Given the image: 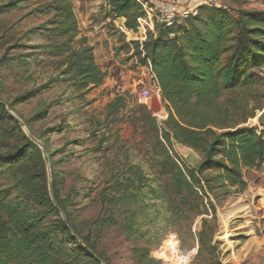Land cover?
Returning a JSON list of instances; mask_svg holds the SVG:
<instances>
[{
    "label": "trees",
    "instance_id": "trees-1",
    "mask_svg": "<svg viewBox=\"0 0 264 264\" xmlns=\"http://www.w3.org/2000/svg\"><path fill=\"white\" fill-rule=\"evenodd\" d=\"M105 2L113 21L125 18V27L137 30L143 11L136 0ZM18 8L19 0H0V19ZM37 11L48 16L37 32L44 44L10 48L38 49L29 54L38 56L21 59L17 53L9 57L7 53L0 59L2 64L22 70L20 75L28 74L33 62L45 61L56 71L11 104L0 92V264H116L103 244L116 223L113 199L106 206V217L84 227L76 204L92 196L95 184L84 194L78 188L64 194L66 178L56 169L53 154L46 159L37 141L40 137L29 136L8 110L51 85L64 84L84 95L107 76L87 38L75 44L80 27L71 0H51ZM10 28L6 26L4 32ZM132 44L140 64L150 65L168 114L160 123L148 105L142 104L140 115L132 120L145 129L151 170L147 185L157 182L160 191L154 187L150 192L170 213L167 218L160 215V223L165 221L178 233L176 227L185 225L191 232L194 220L204 216L197 234L199 255L212 253L217 204L244 192L248 186L244 171L258 168L264 161V129L246 126L264 108V10L238 9L234 13L226 5H202L196 14L173 26L157 24L156 31H149L142 43L136 40ZM125 107V98L118 96L108 103L106 114L116 121ZM25 124L30 126L28 121ZM174 143L198 153V164H183ZM137 175L139 184L146 181L142 171ZM156 206L155 202L147 208ZM139 212L145 213L143 208ZM148 213L143 217L156 226L159 221L150 219ZM130 221L128 236L144 240L146 231L135 227L133 218ZM132 251L134 264L160 263L143 245Z\"/></svg>",
    "mask_w": 264,
    "mask_h": 264
},
{
    "label": "rangeland",
    "instance_id": "rangeland-1",
    "mask_svg": "<svg viewBox=\"0 0 264 264\" xmlns=\"http://www.w3.org/2000/svg\"><path fill=\"white\" fill-rule=\"evenodd\" d=\"M49 1L19 0V8L0 19V59L7 53L8 57L17 53L21 59L38 56L37 53L29 55L38 49L10 47L14 44H44L37 32L48 16L38 12L37 8ZM71 1L80 27L75 44L78 46L82 37L87 38L94 48L98 66L107 73L104 82L84 95L64 84L51 85L31 99L16 103L13 109L6 106L16 120L18 117L24 123L22 128L29 136L40 137L36 139L46 159L53 154L56 169L66 178L64 194L76 188L84 194L83 191L95 184L92 196L76 204L82 225L88 229L99 217H106L109 213L106 206L111 198L116 206V223L104 236L103 244L116 264H134L132 249L136 245L147 247L149 255L160 261L159 264H185L187 256V264H264V161L258 168L244 171L248 184L244 192L234 193L217 204L213 221L215 249L212 253L199 255L197 234L202 229L204 216L194 220L191 232L185 225L176 227L181 233L171 230L165 221L160 223L161 216L167 218L170 213L150 192L154 187L159 190L157 182L152 180L147 185V174L150 176L151 170L147 163L145 129L132 120L140 115L142 104L148 105L151 115L160 123L168 114L164 104L161 111H152L149 103L138 95L145 85L147 70L134 55L132 41H136V36L127 40L120 29L125 18L113 21L105 0ZM216 1L232 8L234 13L238 9L264 10V0ZM6 26H11L8 33L4 32ZM28 70V74L20 75L22 70L18 67L0 62V92L6 103L15 102L18 96L40 87L56 74L45 61L33 62ZM118 96L125 98L126 107L115 121L107 116L106 109L108 103ZM26 121L30 126L25 124ZM246 126L264 129L256 117ZM173 148L181 162L189 167H195L200 161V155L188 147L174 143ZM48 168L50 173L49 162ZM139 171L146 177L141 184L138 182ZM155 202L156 207L147 208ZM232 206L235 207L234 221L228 219ZM141 208L145 213L139 212ZM147 211L150 219L159 221L156 226L143 217ZM131 218L135 227L146 231L144 240L128 236ZM227 228L231 230L229 236H226ZM174 250L178 251L177 258L173 257Z\"/></svg>",
    "mask_w": 264,
    "mask_h": 264
},
{
    "label": "built area",
    "instance_id": "built-area-1",
    "mask_svg": "<svg viewBox=\"0 0 264 264\" xmlns=\"http://www.w3.org/2000/svg\"><path fill=\"white\" fill-rule=\"evenodd\" d=\"M143 11V15L138 18V28L136 31L128 29L124 24L120 29L126 34L127 40H136L142 43L148 36V32L156 31V25L173 26L180 19L196 14L198 8L202 5H220L216 0H136ZM147 73L144 78L145 85L139 90L138 95L150 103V100L157 96L162 102L161 87L150 67L145 66ZM182 256V255H181ZM184 256V255H183ZM182 256V257H183ZM189 259V256H188ZM188 262V261H187ZM187 264V263H186Z\"/></svg>",
    "mask_w": 264,
    "mask_h": 264
},
{
    "label": "water",
    "instance_id": "water-1",
    "mask_svg": "<svg viewBox=\"0 0 264 264\" xmlns=\"http://www.w3.org/2000/svg\"><path fill=\"white\" fill-rule=\"evenodd\" d=\"M150 108L152 111H161L163 108L162 102L159 99V97L154 96L151 100H150ZM16 116V115H15ZM17 117V116H16ZM17 119L20 121V123L24 125V123L17 117ZM256 121L257 123L264 127V108L259 112V114L256 116Z\"/></svg>",
    "mask_w": 264,
    "mask_h": 264
},
{
    "label": "bare ground",
    "instance_id": "bare-ground-1",
    "mask_svg": "<svg viewBox=\"0 0 264 264\" xmlns=\"http://www.w3.org/2000/svg\"><path fill=\"white\" fill-rule=\"evenodd\" d=\"M235 207L234 206H232L230 209H229V212H228V219H230L231 221H234L235 219H236V215H235ZM226 236H229L230 234H231V230H230V228H227L226 229ZM175 252H174V255H173V257L175 258H177V256H178V251L177 250H174ZM165 252H168V251H165ZM171 251H169V253H170ZM181 258H185V257H181ZM187 259H186V263H187V261H188V256L186 257ZM183 263V262H182ZM185 263V264H186Z\"/></svg>",
    "mask_w": 264,
    "mask_h": 264
},
{
    "label": "crops",
    "instance_id": "crops-1",
    "mask_svg": "<svg viewBox=\"0 0 264 264\" xmlns=\"http://www.w3.org/2000/svg\"><path fill=\"white\" fill-rule=\"evenodd\" d=\"M121 24H124V22H121ZM121 24H120V25H121ZM189 149H190V148H189Z\"/></svg>",
    "mask_w": 264,
    "mask_h": 264
}]
</instances>
